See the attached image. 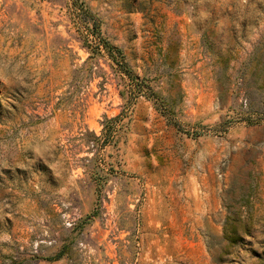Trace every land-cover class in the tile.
<instances>
[{
    "label": "rangeland",
    "instance_id": "rangeland-1",
    "mask_svg": "<svg viewBox=\"0 0 264 264\" xmlns=\"http://www.w3.org/2000/svg\"><path fill=\"white\" fill-rule=\"evenodd\" d=\"M0 264H264V0H0Z\"/></svg>",
    "mask_w": 264,
    "mask_h": 264
}]
</instances>
